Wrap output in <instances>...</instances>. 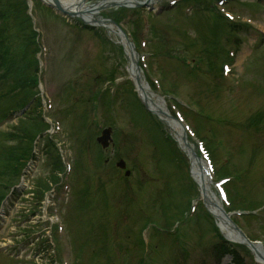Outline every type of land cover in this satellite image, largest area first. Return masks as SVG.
I'll return each instance as SVG.
<instances>
[{
	"label": "rangeland",
	"instance_id": "1",
	"mask_svg": "<svg viewBox=\"0 0 264 264\" xmlns=\"http://www.w3.org/2000/svg\"><path fill=\"white\" fill-rule=\"evenodd\" d=\"M19 1L0 0L9 69L0 78V117L17 109L20 93L9 92L18 85L16 72L33 75L36 58L42 97L38 107L31 102L23 114L0 118V264H217L218 222L200 201L172 131L138 101L126 71L131 51L105 27H82L79 17L25 0L39 32L28 62L12 14ZM194 1L112 4L96 17L140 30V45L133 47L144 55L139 64L148 88L172 115L182 109L212 152L215 180L235 178L223 186L230 200L223 199V207L239 209L233 217L264 250V0ZM212 4L232 19L206 8ZM223 63L229 64L225 78ZM225 85L232 86L230 94ZM42 115L51 123L44 132ZM106 126L114 140L103 152L95 136ZM20 136L30 137L22 142ZM48 138L67 164L58 175L51 170L53 154L44 150ZM27 143L32 149L17 164V147ZM100 155L106 164L97 161ZM119 159L124 168L117 167ZM249 208L253 215L239 213ZM233 245L242 264H260L246 245ZM221 264L236 263L226 254Z\"/></svg>",
	"mask_w": 264,
	"mask_h": 264
},
{
	"label": "bare ground",
	"instance_id": "2",
	"mask_svg": "<svg viewBox=\"0 0 264 264\" xmlns=\"http://www.w3.org/2000/svg\"><path fill=\"white\" fill-rule=\"evenodd\" d=\"M48 2L54 0H45ZM60 4L74 16H79L85 20V22L97 23L100 26L106 27L111 33L117 35L120 41L130 46L127 43L124 36L118 31L117 25L105 19H98L96 15L100 13V10L104 7H109L110 4L130 6L134 5L141 0H100L92 3H88L85 0H59ZM143 1V0H142ZM157 0H148L150 3H154ZM127 47V48H128ZM130 48V47H129ZM130 64L127 66V71L130 79H132L135 84L136 90L138 91L140 97L144 100V103L155 113L160 120L167 124L168 128L172 131V134L175 137L176 143L179 144L181 150L185 153L189 161L190 174L198 184L200 198L203 201L206 209L213 215L218 222V226L221 228V232L228 240L247 245L255 255L256 260L264 264V250L260 248L259 244H250L241 236L239 231L235 229L236 227L229 222L225 214L218 207L219 202L216 194L211 187V179L208 174V167L205 161L196 155V150L192 143H189L183 137L182 127L178 122H175L174 119L167 114L166 109L160 103L158 96L151 93L142 77V74L135 66L134 56H130Z\"/></svg>",
	"mask_w": 264,
	"mask_h": 264
},
{
	"label": "trees",
	"instance_id": "3",
	"mask_svg": "<svg viewBox=\"0 0 264 264\" xmlns=\"http://www.w3.org/2000/svg\"><path fill=\"white\" fill-rule=\"evenodd\" d=\"M24 3H25V0H24ZM24 3H23V0H21L19 2H14L12 4V14L16 15L18 17L19 22L17 24L19 25V31H20L19 34L20 35H17V36H19L22 39V41L24 42L25 53L28 56V62H30L31 59L34 58V51L37 50V47L35 46L36 45V35H35L36 32L33 29L32 22H31L29 15H27L24 11V10H26V5ZM0 31H1V33H0V71H2V73H0V75H1L0 78L5 79L7 77V75L9 74V69H4V64H5L4 50L1 47L3 44L2 35L4 34V32L2 33V30H0ZM32 46H33V48L31 50H29L30 47H32ZM36 63H37V60L35 59V64ZM37 68L38 67L36 65L34 68V74L33 75H26L25 72H22V71H21V73L16 72V74L18 76V77H16L17 78L16 83H18V85H16L15 87H13L9 91L12 93V95L20 93V99L21 100L20 99L18 100V105H17L18 107L15 110H18L19 108L24 107L29 102H36V106L37 107L39 106L40 98H38L37 96L35 97L37 92H35V89L33 88V87L37 86V77H36L37 76L36 75ZM9 92H7V93H9ZM7 93H4V94H7ZM23 127H25V126H22L21 130L25 129ZM22 137L28 139L30 136H22ZM17 148H18V150L22 149L21 156L15 158V161L18 164L20 158L24 157L25 154H27L26 157L28 156L29 153H28V151H26V148L31 150V145H30V143H27V145H24V146L20 145ZM51 149H52V147L49 146V148L47 149V152L52 153ZM14 151H15V149L13 150V152ZM51 157H52V159H51L52 160V169L51 170H52V173L54 174L55 171L62 170L63 166H62L61 160H59L60 156L58 155L57 152L53 153V155ZM17 164L13 167V170H12L14 175L15 174L18 175L20 172V169H19ZM215 249H216V254L219 258H221L225 253L231 252L234 255V260H235L236 264H242V261H240L238 256H236V253L234 252V250L229 248V246L227 244H225V243L222 244V242H221L215 247Z\"/></svg>",
	"mask_w": 264,
	"mask_h": 264
},
{
	"label": "water",
	"instance_id": "4",
	"mask_svg": "<svg viewBox=\"0 0 264 264\" xmlns=\"http://www.w3.org/2000/svg\"><path fill=\"white\" fill-rule=\"evenodd\" d=\"M55 5L54 4H50L51 6L55 7L56 10H58L59 12L65 13V14H69L67 13V11L61 6L60 3H58V0H55ZM105 139H106V132L103 131L102 136H100L99 140L103 143H105ZM121 166H123V163H120Z\"/></svg>",
	"mask_w": 264,
	"mask_h": 264
}]
</instances>
